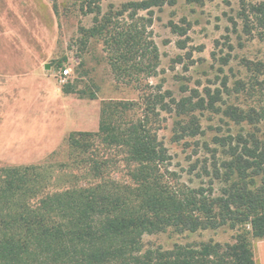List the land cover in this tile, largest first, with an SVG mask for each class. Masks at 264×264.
<instances>
[{"label": "trees", "instance_id": "1", "mask_svg": "<svg viewBox=\"0 0 264 264\" xmlns=\"http://www.w3.org/2000/svg\"><path fill=\"white\" fill-rule=\"evenodd\" d=\"M84 1L88 12L95 5L100 12L99 0ZM164 1L137 5L148 9ZM239 4L241 32L264 40V1ZM104 23L95 24L93 32L109 33L107 44L116 52L113 69H133L137 36L111 17ZM171 29L185 33L176 24ZM154 58L157 53L146 61L147 70ZM227 63L223 58L222 64ZM139 91L137 100L104 102L95 131L69 132L61 174L36 164L0 169V264H255L252 240L264 239V139L238 132L203 142L206 149L214 147L212 161L204 162L200 173L208 182L194 186L170 169L171 156L157 129L161 113L174 114L179 117L176 135L196 137L201 131L198 112L211 110L235 123H254L264 119V109L217 106L218 90L216 95L209 90L198 94L197 100L191 94L175 98L161 85ZM120 164L122 175L116 172ZM59 175L71 182L52 186ZM224 225L238 231L233 243L208 240L168 249L142 245L143 234L168 227L194 232Z\"/></svg>", "mask_w": 264, "mask_h": 264}, {"label": "rangeland", "instance_id": "2", "mask_svg": "<svg viewBox=\"0 0 264 264\" xmlns=\"http://www.w3.org/2000/svg\"><path fill=\"white\" fill-rule=\"evenodd\" d=\"M143 1L147 0H99L98 13L97 5L88 12L84 0H0V169L36 164L61 174L69 132L95 131L104 102L137 100L139 90L148 86L161 85L175 98L191 94L193 100L207 90L215 95L218 90L217 106L264 109V40L241 32L239 0H165L148 9L137 5ZM106 17L137 36L133 69H113L116 52L107 44L109 33L93 32ZM172 24L185 33L172 32ZM155 53L153 67L147 70L146 61ZM226 57L228 63L222 64ZM64 65L70 74L61 79L58 71ZM127 79H137L140 87ZM197 114L201 131L196 137L176 135L179 117L174 114L161 113L157 129L171 156L170 169L194 186L208 182L200 173L204 162L212 161L214 147L209 145V151L203 142L238 132L264 139V119L235 123L211 110ZM116 172H124L121 164ZM63 180L71 182L60 176L50 184H67ZM237 232L227 225L194 232L168 227L143 234L142 245L168 249L176 243L208 240L233 243ZM252 249L255 264H262L264 239H253Z\"/></svg>", "mask_w": 264, "mask_h": 264}, {"label": "built area", "instance_id": "3", "mask_svg": "<svg viewBox=\"0 0 264 264\" xmlns=\"http://www.w3.org/2000/svg\"><path fill=\"white\" fill-rule=\"evenodd\" d=\"M69 74H70V68L65 65L58 71V75L61 79L68 77Z\"/></svg>", "mask_w": 264, "mask_h": 264}, {"label": "crops", "instance_id": "4", "mask_svg": "<svg viewBox=\"0 0 264 264\" xmlns=\"http://www.w3.org/2000/svg\"><path fill=\"white\" fill-rule=\"evenodd\" d=\"M37 73H34V75H36ZM0 77H1V75H0ZM98 127V126H97ZM42 129H45V128H42ZM43 131V130H42ZM260 254H261V252H260ZM261 261H262V264H264V256L262 257V255H261Z\"/></svg>", "mask_w": 264, "mask_h": 264}, {"label": "water", "instance_id": "5", "mask_svg": "<svg viewBox=\"0 0 264 264\" xmlns=\"http://www.w3.org/2000/svg\"><path fill=\"white\" fill-rule=\"evenodd\" d=\"M44 68L48 69L49 68V65L48 64H45L44 65Z\"/></svg>", "mask_w": 264, "mask_h": 264}]
</instances>
